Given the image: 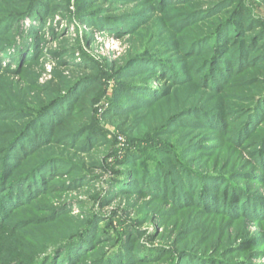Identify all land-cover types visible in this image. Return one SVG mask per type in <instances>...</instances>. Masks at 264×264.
Instances as JSON below:
<instances>
[{
    "label": "rangeland",
    "instance_id": "obj_1",
    "mask_svg": "<svg viewBox=\"0 0 264 264\" xmlns=\"http://www.w3.org/2000/svg\"><path fill=\"white\" fill-rule=\"evenodd\" d=\"M31 2L39 0H0V45L23 36L30 43L27 57L39 55V60L35 61L37 68L25 70L26 56L14 62L15 57L0 51V121L9 118L6 111L17 112L13 116L15 120L1 122L0 125H4L1 128L8 127L20 134L48 105L59 96L67 95L74 84L84 78L95 77L99 83L90 117L100 140L96 145L94 141L88 144L86 151L58 145L42 150L54 157L49 164L56 172L46 181L49 190L44 197L37 198L36 204L7 218V221L3 220L5 216L2 217V213L5 211L0 203V257L7 254L8 264H23L32 258L46 260L58 245L57 240L85 232L91 237V246L79 254L77 260L88 251H93L86 264H97L103 253L112 251L118 243H125L130 234L134 237L132 244L139 243L148 252H176L175 258L162 259L158 264L178 263L181 252L188 245L208 248L206 257H203L204 254L196 257V264H264V225H260L264 223V215L261 216L257 209H251L246 221L244 218L238 220L239 216H198L195 213H198V208L190 209L189 213H186L187 209L174 213L147 194L139 196L117 190L124 185V181L125 185L139 183L142 177L136 174L145 170L152 175L156 167L160 168L157 172L161 171L156 180L160 188L157 191H161L166 177L171 178L167 187L179 188L184 178L179 168L185 165L193 172L197 168H209L210 172L197 173L216 175L211 179L222 181L218 190L220 193L226 187L224 182H227L236 195H243V201L247 199L248 205L264 204L263 147V154L256 162L250 146L225 142V136L210 138L214 130L204 127L201 120H197L198 116H185L189 113L185 111L189 106L196 105L194 102L200 96L206 97V104H200L212 110L216 105H231L236 111L248 109L250 102H244L241 95L253 96V88L243 90L240 96L239 92H234L235 95L222 97L189 84L178 88L162 102L159 100L161 96L145 103L130 98L134 86L144 81H151L158 89L169 84L145 78L148 73L141 66H134L144 55L149 57L148 62L162 59L159 61L163 66L184 72L179 77H184L186 81L195 78L193 73L188 74L189 69L198 66V62H204L206 58L203 55H211L209 49L218 42L214 31L231 20L233 14L226 10L214 11L216 13L211 18L203 14L190 20L188 14L199 10H191L182 3L158 11L145 8V2L139 0H42L36 4L43 5V17L22 18ZM239 2L263 31L264 0ZM196 5L208 15L213 12L214 6L207 0ZM3 13L11 15L16 22L3 23ZM187 19L185 25L195 21L199 23V32L195 35L206 42L212 40L200 45L199 53L205 54L197 62L176 50L181 41L178 30L183 27H180L182 21ZM102 25L115 32L103 31ZM223 33L236 40L233 28ZM245 35L247 38L250 33ZM243 39L241 37L240 41ZM263 44L264 41L259 45ZM19 66L24 70L21 71ZM261 69L264 70V66ZM251 78L264 80V71ZM27 84L33 90L26 96ZM79 97L78 93L71 98V103ZM56 112L58 110L45 115L49 118ZM112 112L118 116L108 118ZM180 115L184 117L171 127L169 134L162 136L169 125L167 123ZM263 117L255 124L258 130L254 131V137L262 134L259 129L264 131ZM167 144L174 157L161 154L166 151L164 146ZM202 145L203 156H200L197 150ZM137 155L144 157V162L135 160ZM4 159L5 156L1 155L0 188L12 181L3 174L4 168L8 167V163H2ZM64 164L68 166V171L62 170L61 165ZM51 185H55L53 190H50ZM219 202L223 207L227 204L222 200ZM218 211L222 213L226 210ZM163 215L167 216L166 220ZM187 230L192 234H187ZM176 243L178 246H175ZM186 243L191 244L186 246ZM30 255L32 258H28ZM180 264L189 263L186 260Z\"/></svg>",
    "mask_w": 264,
    "mask_h": 264
},
{
    "label": "trees",
    "instance_id": "obj_2",
    "mask_svg": "<svg viewBox=\"0 0 264 264\" xmlns=\"http://www.w3.org/2000/svg\"><path fill=\"white\" fill-rule=\"evenodd\" d=\"M132 1L136 2L138 0ZM139 1L145 2V8L158 11L161 9L165 10L167 6H175L181 3L187 4L189 9L199 10L192 12V14L191 12L188 14L190 20H193L191 18H196L200 15L203 16V14H207L205 15V17L209 16L207 18H211L212 15L216 13L214 11L226 10V12H231V14H233L231 20L221 24L219 29L214 31L213 34L216 33V40L218 42L213 44L209 49L211 55H203L206 58L204 62H198V66H192L194 67L193 69L191 66V68L189 67L188 74L192 75L193 73L195 78H192L191 81H189V79L186 81L184 77H179L180 74H183L184 72H178V69L175 68H172L173 71L169 67L167 68V66H163L160 63L161 61H159L162 59H156L157 61L154 63L148 62L147 60L149 59L147 58L149 57L144 55L136 61L134 66L139 65L143 71L148 73V75H145V78L164 82L165 84L169 82V84L158 89L154 87V84H151V81H144L140 85L136 87L134 86V89L130 92L133 94H130V98H134V100L139 103H145L152 101L157 96H161V99L159 100L162 102L163 100L166 101L170 98L178 88L186 87L189 84H194L196 88H200L206 93L211 92L214 93V95H220L222 97L234 94V92H239L240 96L243 90L253 88V96L249 97L243 95V93L241 95L245 100L244 102H250L248 109H237L236 111V108H232L231 105H227L226 107L223 105H216V107L213 108L214 110H212L210 108H205L206 106L200 104H206V97L200 96L199 99H196L194 102L196 105L193 104L188 107L185 112L189 113H186L185 116H198L197 120H201L204 127L218 133L217 135L211 133L209 136L210 138L219 139L225 136V142L229 141V143L233 144L243 143V146H250V150L254 152V156H252V153L251 156L253 160L258 162V156L263 154L261 148L263 147L264 150V131L259 129V133L262 134L258 137H254L253 134L254 131L258 130V127L255 129V124L264 115V80L256 78L252 79L251 77H257L260 72L264 71L261 69L264 66V44L259 45L260 42L264 41V30H260L259 23L251 17L248 11L240 4L239 0H207L212 6H214V13L212 12L210 15H208L209 13H205L204 10L197 8L198 6L196 4L203 0ZM39 2H42V0H39ZM39 2H34L33 4L31 2L26 7V10L21 17H43V5L36 4ZM3 15H5L2 17L3 23L11 22L14 24L16 22L14 18L10 17L11 15H8L7 13H3ZM183 19L185 20L184 17H181V20ZM188 20L189 19L185 22L182 21L180 25V27L183 26L178 30L179 35L181 36V41L176 50L182 54H187L188 57L186 58L190 60L194 58L193 62H197V60L202 57V54H205L199 53L200 45L210 43L212 40L207 42L201 40L202 38L195 35L199 32V23L195 21L194 24L191 22L190 24L185 25ZM236 22L238 23L236 24ZM102 28L105 32H115L110 27H104L102 25ZM229 28H233L236 40L235 38L230 37L229 34L225 35L223 33ZM247 33H250V35L246 38L245 34ZM241 37H244V39L240 41ZM27 39L26 37L21 36L20 39L3 42L0 45V51L10 54L11 58L15 57L14 62H17L19 58H25V56L28 58L26 50L30 43ZM10 51L11 53H8ZM18 55L20 57H18ZM38 56L29 57L26 60L27 64L25 65V70L37 68L38 65H36L35 61L39 60ZM19 69L21 71L24 70L21 66H19ZM9 71L12 73L11 70ZM16 74H18V71ZM98 83L99 80L97 78L87 77L77 84H74L68 89L67 95L64 94L59 96L53 104L48 105V107H46V109L40 114L38 113L39 117L34 118L32 122L25 126L19 132L20 134L15 133L13 129L8 127L1 128V126L4 125H0V156L3 155L6 159H4L6 163L5 161L2 163H8V167L4 168L3 174L5 177L9 176L12 180L9 185L5 184L0 188V203L5 211L2 213V217H6L3 218L4 221H7V218L14 217L17 213L24 212V210L37 203L38 197L41 199L48 192L49 186L46 185V181L48 177L56 171L51 169L52 165L49 164L54 160V157L47 154L49 153L48 151L43 152V149L58 145L67 146V148L70 149L86 151L88 144L93 143L94 141V144L96 145L99 142L100 134L95 130V126L90 117L92 102L95 91L98 88ZM29 87L30 86L28 85V88H25L26 90L24 92L26 93V96L33 90ZM78 93L80 94V97L72 104L71 98ZM115 106L118 107L117 103ZM55 110H58L55 115L52 114L49 118L47 117L48 115H45ZM114 112L110 113L108 118L118 116ZM6 113L10 119H5L6 121L2 120L0 123L12 121L14 119L13 116H15L17 112L6 111ZM125 114L128 113H124V115ZM183 117L184 115H180L175 120L168 122L167 124L169 125L164 129L166 131L162 132V136L169 134L168 131L171 130V127L177 125ZM126 118H129V115H126ZM202 124L199 126L201 127ZM203 146L204 145L198 147L199 149L195 148L198 149L197 153H200V156H203L201 153L203 149H200L203 148ZM164 148L166 151H163L164 153L161 152V154L174 157V152L170 150L168 151V144L165 145ZM137 156L138 157L135 160L144 162V157L140 155ZM131 160H133V158H131ZM257 167L263 168L261 165H257ZM61 168L64 171L69 170L68 166L66 167V164L61 165ZM179 169L184 174V178L181 179V187L179 188L167 187L169 185L167 181L171 178L166 177V182L163 184V187H161V191H159L160 188L159 185H157L156 180L161 171L157 172L160 168L156 167L155 172L152 175L150 174V171L145 170L142 174H136L138 177H142L140 178L142 180L139 181V183L125 185L126 182L124 181V185H121V187H119L120 189L117 188V190L119 192L125 191L126 194H138L139 196L147 194L152 200L162 206L170 208L174 213L182 212L186 209L189 210L186 211V213H189L190 209L194 208L195 210L198 208V213L195 212L198 216H215L214 218L220 216H239L238 220L244 218L243 220L245 221L250 217L249 213L251 209H257L261 216L264 215V213H261L264 209L263 203H250L248 205V203H246L247 199L243 201V195H236L233 188H231L230 185H227V182H224V184L226 183V187L220 193L218 190L220 182L222 181L219 179H211L215 178L216 175H212L214 176L212 177L205 176L203 173H197V171L210 172L211 170H209V168H197L198 170L193 172V169L181 165ZM247 176H249V174H247ZM53 188H55V185H51L50 190H53ZM158 188L159 190L157 191ZM219 200H222L225 204L227 203L226 206L223 207L224 205L220 204ZM218 210L226 211L221 213V211ZM10 211L11 213H8ZM163 219L166 220L167 216L163 215ZM179 221H177V224ZM260 225H264V223ZM186 232L187 234H192L189 230ZM70 235H67L66 239L63 238L62 240L56 241L57 243L59 242L58 245L53 249L52 253L46 257V260H35L36 258H32V255H30L28 258L32 259H28L26 263L86 264L87 259L91 256L93 251H88L86 255L80 257L81 260L77 259L79 254L91 246L90 235L85 232H80L76 234L77 236L75 235L73 237ZM126 238L127 241L125 243H118L114 245L112 251L105 252V254L103 253L97 264H100L103 260L104 261L101 264H158L162 259L175 258L176 252L164 251L161 254L152 253L146 251V249L141 247L139 243L135 244L137 245V248L135 247L134 249L135 245L132 244L134 238L133 235L130 234ZM188 244L191 243H186V246ZM175 246H178V243H176ZM190 246L191 245H188L187 248L181 252V259L176 264H180L181 261L186 260L189 264H196L197 256L202 254H204L203 257L207 256V247L199 249ZM6 255L7 254H5V257H0V264H8ZM25 258L27 259V257Z\"/></svg>",
    "mask_w": 264,
    "mask_h": 264
}]
</instances>
